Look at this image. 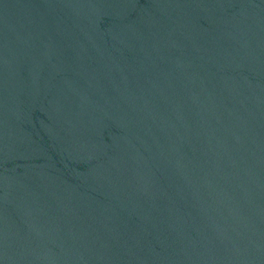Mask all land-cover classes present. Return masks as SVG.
I'll return each mask as SVG.
<instances>
[{"label":"water","instance_id":"water-1","mask_svg":"<svg viewBox=\"0 0 264 264\" xmlns=\"http://www.w3.org/2000/svg\"><path fill=\"white\" fill-rule=\"evenodd\" d=\"M0 264H264V0H0Z\"/></svg>","mask_w":264,"mask_h":264}]
</instances>
